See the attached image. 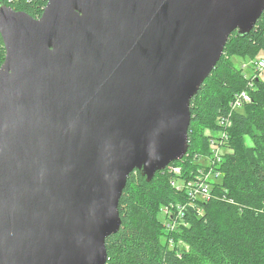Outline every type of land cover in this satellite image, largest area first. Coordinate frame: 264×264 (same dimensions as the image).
Returning a JSON list of instances; mask_svg holds the SVG:
<instances>
[{
  "label": "water",
  "instance_id": "95a60500",
  "mask_svg": "<svg viewBox=\"0 0 264 264\" xmlns=\"http://www.w3.org/2000/svg\"><path fill=\"white\" fill-rule=\"evenodd\" d=\"M264 0L0 1V264H107L128 177L189 149L191 99Z\"/></svg>",
  "mask_w": 264,
  "mask_h": 264
},
{
  "label": "trees",
  "instance_id": "16d2710c",
  "mask_svg": "<svg viewBox=\"0 0 264 264\" xmlns=\"http://www.w3.org/2000/svg\"><path fill=\"white\" fill-rule=\"evenodd\" d=\"M0 1L35 17L47 3ZM261 49L264 12L248 35L236 31L230 35L222 57L191 99L185 157L157 171L151 181L140 170L130 173L118 206L121 227L106 239L107 264H264V80L257 74L250 89L244 69L226 57L232 50L255 59ZM4 56L0 35V66ZM244 89L249 90L252 101L231 113V101ZM218 117L233 121L227 130L232 151L213 166L218 175L209 183V194L189 199L184 191L175 189L171 179L192 177V171L208 159L212 150L206 130L218 131ZM245 136L251 137L252 146L246 145ZM173 165L183 167L180 176L170 172ZM178 203L187 204L182 210L187 224H180L177 218ZM164 205L173 207L175 213L164 212L165 219H160ZM173 219L178 222L174 230L168 227Z\"/></svg>",
  "mask_w": 264,
  "mask_h": 264
},
{
  "label": "built area",
  "instance_id": "2783aa9c",
  "mask_svg": "<svg viewBox=\"0 0 264 264\" xmlns=\"http://www.w3.org/2000/svg\"><path fill=\"white\" fill-rule=\"evenodd\" d=\"M243 66L245 67V65ZM253 66L254 69L257 70H253V74L248 75L244 71L246 77L250 78V81L248 82V86L250 89L253 87L252 80L257 76V74L261 78L260 75L262 74V71L264 69V55L258 54V56H256L253 60ZM251 101L252 96L248 89L240 91L235 95L234 100L231 101V113H234L236 109H241L245 106V104L250 103ZM216 122L219 128L218 131H213L210 128H207L206 130V134L211 141L210 150H212V154L215 158H213L212 161L204 158L205 160H208V163L204 162L203 159V161H201L203 165L193 170V176L190 178H178L174 176L171 179V184L175 187V189L184 191L189 199H200L209 194V183L213 182L216 179L215 176L218 175V173H213V166H216L217 159L220 161L221 159H223L227 152L232 151V149L228 146L229 133L227 132V130L232 126L233 121H228L224 117H218L216 119ZM169 170L170 172H173L178 176L182 174V167L180 166L173 165L169 168ZM212 176L213 178H211ZM176 207L179 211L177 218L179 219L180 224H187L186 220L183 218L184 213L182 212V210H186L187 204L178 203L176 204ZM166 208L169 210V212L165 213L170 214L171 211L172 213H175L174 209H172L173 207L171 208L169 205H167ZM180 217H182V219ZM169 226L172 228V230H174L178 227V222L173 219L172 222H168V227Z\"/></svg>",
  "mask_w": 264,
  "mask_h": 264
},
{
  "label": "rangeland",
  "instance_id": "374dc122",
  "mask_svg": "<svg viewBox=\"0 0 264 264\" xmlns=\"http://www.w3.org/2000/svg\"><path fill=\"white\" fill-rule=\"evenodd\" d=\"M259 55H264V49H261L260 52H259ZM258 56V55H257ZM229 60H231L233 62V64L235 66H238V67H242L244 69V71L248 74V75H251L253 74V70H256L254 69V66H253V58L252 57H242L236 53H234L232 50H229V52L227 53V56H226ZM245 65V67L243 66ZM257 71V70H256ZM262 73H264V69L262 71ZM261 78L264 80V75L262 76V74L260 75ZM245 142H246V145L248 146H252L253 142H252V139L250 136H245ZM185 157V156H184ZM183 157V158H184ZM182 158V159H183ZM214 157V155L212 154V152L208 155V159L212 160ZM181 159V160H182ZM174 162V161H173ZM204 162L208 163V160H205L204 159ZM172 163V162H171ZM170 163V164H171ZM169 164V165H170ZM168 166V165H167ZM180 167H182L181 165H178ZM183 168V167H182ZM165 170V169H164ZM163 171V170H161ZM213 178V176L211 177ZM164 212H169V210L166 208V206L164 205L162 208H161V211H160V219H165L164 217ZM167 216V215H166ZM173 243V242H171ZM182 246H184V244L182 243Z\"/></svg>",
  "mask_w": 264,
  "mask_h": 264
},
{
  "label": "crops",
  "instance_id": "0c3cea01",
  "mask_svg": "<svg viewBox=\"0 0 264 264\" xmlns=\"http://www.w3.org/2000/svg\"><path fill=\"white\" fill-rule=\"evenodd\" d=\"M264 75V73H262V76Z\"/></svg>",
  "mask_w": 264,
  "mask_h": 264
}]
</instances>
